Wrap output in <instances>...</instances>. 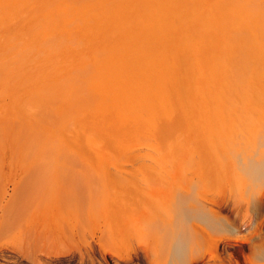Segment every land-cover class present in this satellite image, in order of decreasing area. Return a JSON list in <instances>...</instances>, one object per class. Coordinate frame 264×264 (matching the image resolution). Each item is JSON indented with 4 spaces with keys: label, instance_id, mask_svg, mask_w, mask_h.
Instances as JSON below:
<instances>
[{
    "label": "rangeland",
    "instance_id": "obj_1",
    "mask_svg": "<svg viewBox=\"0 0 264 264\" xmlns=\"http://www.w3.org/2000/svg\"><path fill=\"white\" fill-rule=\"evenodd\" d=\"M206 21L204 0H0V175L33 159L124 163L115 174L144 180L203 164L220 183L225 264H252L264 249V177L249 170L264 159V66L230 61Z\"/></svg>",
    "mask_w": 264,
    "mask_h": 264
},
{
    "label": "bare ground",
    "instance_id": "obj_2",
    "mask_svg": "<svg viewBox=\"0 0 264 264\" xmlns=\"http://www.w3.org/2000/svg\"><path fill=\"white\" fill-rule=\"evenodd\" d=\"M204 5L207 25L217 22L223 54L242 66H264V0H204ZM187 161H169L165 168L182 170ZM193 166L198 175L161 176V169L160 178L144 180L115 174L127 167L118 162L33 159L11 164V173L0 175V242L14 247L0 246V264H196L198 258L225 264L220 183L200 173L203 164ZM249 170L263 178L264 159L253 160ZM161 205L170 207L174 218L157 215ZM183 221H193L191 230ZM186 236L193 239L191 251ZM207 239L210 254L193 255ZM250 260L260 264L264 249L257 248Z\"/></svg>",
    "mask_w": 264,
    "mask_h": 264
}]
</instances>
